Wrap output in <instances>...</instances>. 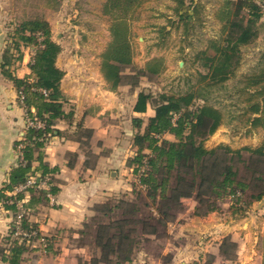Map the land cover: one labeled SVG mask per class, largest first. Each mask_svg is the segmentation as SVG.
<instances>
[{
    "label": "trees",
    "instance_id": "obj_1",
    "mask_svg": "<svg viewBox=\"0 0 264 264\" xmlns=\"http://www.w3.org/2000/svg\"><path fill=\"white\" fill-rule=\"evenodd\" d=\"M152 1L106 0L102 4L101 14L109 21L110 41L100 55V72L112 88L125 85L140 89L143 79L153 83L166 70L162 56L149 59L141 67L133 61L132 24L138 20L140 9ZM172 1L171 18L166 17V27L158 28L155 47H165L171 32L180 29L184 42L190 32L203 23L201 0ZM263 13L264 0H219L216 3L214 19L219 24L218 36L208 39L204 49L193 58V64L204 71L199 73V81L205 82L204 89L222 86L236 75L242 60L241 49L252 45L259 37ZM8 39L10 43L1 56V74L13 84L26 118L44 126L41 130L28 127L15 144L17 163L0 190V204L12 217L9 234L1 240L0 257L7 264H21L30 243L26 244L24 237L15 236L13 222L19 212L17 203L21 202L23 207L21 228L35 233L31 242L40 240L42 237L36 225L30 222V216L38 206L49 203V196L58 192L53 181L57 169L43 162L46 136L57 131L55 126L59 121L70 125L74 110L72 107L68 111L64 109L69 104L60 89L64 72L56 66L61 46L53 40L49 22L42 16L25 19L9 33ZM22 49L31 50V61L29 75L18 78L10 67L13 61L22 60ZM239 91L243 94L246 133L264 129V66L244 75ZM148 108L153 115L146 122L142 118L132 119L136 129L132 137L135 152L128 159L127 167L136 178L128 194L133 199H125L127 194H117L95 204L91 209L92 224L88 222L79 232L84 241L90 232L93 234L91 246L99 253L92 264H133L144 238L155 236L157 226L173 223L187 200L196 204L193 216L206 217L218 211L219 203L227 199L232 201L233 214H237L250 183L258 190L249 196L250 201L245 205L264 198V139L256 147L245 146L239 150L225 144L207 149L204 143L222 125L223 114L208 103L206 93L193 87L182 94H158L140 89L133 111L142 114ZM243 152L248 154L247 158ZM242 163L248 179L239 176L238 165ZM34 164L38 167L34 168ZM259 164L261 169L257 167ZM30 176L45 181L48 189L31 186L18 190L27 184ZM26 193L29 199L24 201ZM141 201H144L142 206L149 209L145 219H138ZM149 221H154L155 227ZM146 228L150 231H144ZM137 229L142 230L138 241L135 239ZM41 244L43 249H48L46 239ZM226 245L233 247L234 243L224 239L219 245V255L230 261L224 249ZM260 255L264 264V228Z\"/></svg>",
    "mask_w": 264,
    "mask_h": 264
},
{
    "label": "rangeland",
    "instance_id": "obj_2",
    "mask_svg": "<svg viewBox=\"0 0 264 264\" xmlns=\"http://www.w3.org/2000/svg\"><path fill=\"white\" fill-rule=\"evenodd\" d=\"M105 1L6 0L2 6L4 15L12 19L13 23L6 27L7 36L4 45H9L8 35L13 33L18 23L25 19L42 16L50 21L52 37L64 36L66 46L72 47L74 51L82 47L100 49L104 46L108 36L109 21L101 14V7ZM201 1L204 5L202 25L196 26L184 42L181 38V29L178 32L172 31L165 47L161 48L154 46L158 41L157 30L159 27L167 26L166 15L172 13L173 1L153 0L140 9L138 20L132 24L135 64L143 66L149 59L161 56L164 57L166 63V70L162 75L153 83H148L143 79L140 89H149L158 94H182L192 87L196 91H202L206 93L208 103L223 114L222 125L204 143L205 147L211 149L220 144H225L232 150H239L245 146L256 147L264 139V129H258L250 134L246 133L243 121V94L239 89L243 85L244 75L264 66V13L259 21L258 39L252 45L241 49L242 60L236 75L222 86L204 89L205 82L199 81V73L204 71L197 64H193V58L196 52L204 49L208 39L218 36L219 24L214 19V10L219 0ZM72 56V58H81L80 53H74ZM21 63L22 60L12 62L10 70L15 76ZM24 119L26 130L27 122L31 120L26 118L25 113ZM143 119L146 122L147 118ZM166 137L173 139L171 136ZM247 155L243 152L244 158H247ZM257 167L261 169L262 165L259 164ZM238 168L240 178L248 179L243 163L239 164ZM133 179L136 181L135 177ZM40 184L45 187L44 189L49 187L44 182ZM257 190L258 188L250 183V188L244 196L242 195L241 210L237 214H233L230 199L219 203V210L206 217L193 216L195 202L185 201L184 210L177 213V218L173 223L167 224L166 227L157 226L158 233L155 236L144 238L133 264H260V237L264 228V198L245 205L250 201L249 196ZM125 199L132 200L133 196L126 195ZM143 202H139L141 211L138 219H145L149 216V209L142 206ZM104 221L106 222L107 219ZM149 222L155 227L154 221ZM137 230L135 239L138 241L141 239L142 230ZM144 231L148 232L150 228ZM92 239L93 234L90 232L85 240L90 248H92ZM224 239L234 243L233 247L228 245L224 247L227 252L226 257L230 261L224 260L219 255V245ZM35 242V240L30 242V250Z\"/></svg>",
    "mask_w": 264,
    "mask_h": 264
},
{
    "label": "crops",
    "instance_id": "obj_3",
    "mask_svg": "<svg viewBox=\"0 0 264 264\" xmlns=\"http://www.w3.org/2000/svg\"><path fill=\"white\" fill-rule=\"evenodd\" d=\"M5 1L0 0V61L5 49L6 27L13 23L4 15ZM64 38L53 37L61 46L56 66L64 72L60 89L69 102L64 109L68 111L72 107L74 116L70 125L65 121L57 123V131L46 136L43 149V162L57 169L53 181L58 192L49 196L47 205L35 209L30 222L36 225L40 237L47 240L48 249H43L41 241L36 240L21 264H92L98 252L88 246L79 232L93 216L91 209L95 204L112 195L130 193L135 180L132 169L127 167L128 159L135 152L132 137L136 129L132 119L153 115L150 108L142 114L133 111L140 89L125 85L112 88L103 78L100 55L110 41L109 32L100 49L82 47L74 51L66 46ZM31 53L30 49H23L18 78L29 75ZM74 53H80L81 58H72ZM25 123L16 90L0 70V190L16 166L15 143L22 138ZM36 167L38 164H34ZM28 199L27 194L24 201ZM11 221L10 213L0 204V247ZM0 264L7 263L0 257Z\"/></svg>",
    "mask_w": 264,
    "mask_h": 264
},
{
    "label": "built area",
    "instance_id": "obj_4",
    "mask_svg": "<svg viewBox=\"0 0 264 264\" xmlns=\"http://www.w3.org/2000/svg\"><path fill=\"white\" fill-rule=\"evenodd\" d=\"M174 120H176V116L173 117V121ZM27 124H28L27 125L28 127H32V128L40 129V130L44 129L43 124L41 122H39V121H32L31 120V121H28ZM41 182H44V184H47L45 181H41L36 176L35 177L34 176H30L28 181H27V184L25 186H21L18 190H23L26 187H31V186L42 187L41 184H40ZM17 207H18L19 212L17 213L16 220L13 222V227L15 228V236L24 237L26 243L29 244L31 242V238H33L35 236V233L34 232H27V231H25V230H23L21 228L20 222H21V217H22V214H23L22 203L21 202L17 203ZM40 240H41V242H43V239H40ZM43 246L45 247L46 244L43 245Z\"/></svg>",
    "mask_w": 264,
    "mask_h": 264
},
{
    "label": "water",
    "instance_id": "obj_5",
    "mask_svg": "<svg viewBox=\"0 0 264 264\" xmlns=\"http://www.w3.org/2000/svg\"><path fill=\"white\" fill-rule=\"evenodd\" d=\"M182 65V63H180Z\"/></svg>",
    "mask_w": 264,
    "mask_h": 264
}]
</instances>
